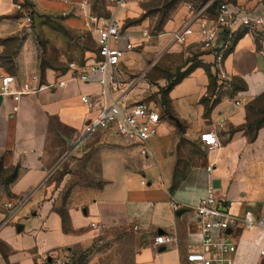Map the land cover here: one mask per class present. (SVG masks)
<instances>
[{"label": "crops", "instance_id": "crops-1", "mask_svg": "<svg viewBox=\"0 0 264 264\" xmlns=\"http://www.w3.org/2000/svg\"><path fill=\"white\" fill-rule=\"evenodd\" d=\"M194 3L176 4V25L153 36L135 26L126 29L127 9L120 12L122 67L145 90H153L150 82L167 79L152 71L155 60L149 65L151 73L145 68L137 46L155 39L160 52L176 48L175 35L193 19ZM227 3L243 16L264 19V0ZM29 11L26 0H0V264L60 263L67 250L88 244V233L101 226L125 231L139 244L133 264H187L189 253L202 250L194 209L210 189L241 220L230 232L238 246L234 264H264V229L242 221L247 211L264 217V124L255 138L249 128L252 105L264 94V62L247 30L234 34L218 68L199 38L188 39V53H197V59L178 62L181 79L166 89L168 112L162 109L159 134L144 157L137 145L112 129L99 130L79 145L99 111L89 110L81 98L99 94L97 82H68L19 101L1 94V76L17 77L19 86L32 75L43 84L54 83L70 63L93 62L94 54H84L72 37L78 28L67 34ZM54 50L63 59H54ZM219 69L226 81H219ZM135 91L130 94L135 102H160V92L153 93L156 99L138 101L141 94ZM211 131L222 144L219 150H208L201 140ZM94 162L99 181L64 172L82 164L90 170ZM66 187L69 195L60 201ZM9 203L16 208H8ZM160 235L164 245L155 243Z\"/></svg>", "mask_w": 264, "mask_h": 264}, {"label": "built area", "instance_id": "built-area-1", "mask_svg": "<svg viewBox=\"0 0 264 264\" xmlns=\"http://www.w3.org/2000/svg\"><path fill=\"white\" fill-rule=\"evenodd\" d=\"M214 1L208 0L198 10L192 6L193 19L175 35V41L185 45L190 37L199 38L203 51L213 56L214 65L218 68L224 62V53L229 49L234 34L244 28L247 30L245 35L253 38L255 51L264 62V19L243 16L231 4H222L213 15L209 9ZM129 2L130 0H109L110 16L96 29V50L93 52L92 63H70L68 70L60 73L54 83L43 84L39 76L32 75L19 86L17 77L1 76V94L19 101L44 89L64 88L68 82H97L101 85V92L95 96H83L81 100L89 110L99 108V111L96 118L86 126L78 143H84L98 130L112 129L117 136L137 145L142 156H148L150 141L159 134L163 106L155 100L135 102L130 98L139 80L128 77L122 67L124 51L119 47L123 37V24L119 14ZM26 22L30 24L32 19L28 17ZM195 25L198 30L194 29ZM128 46L130 47V43ZM218 78L219 81L227 80L222 69L218 71ZM201 140L210 151L222 147L214 131L203 133ZM8 208L15 209L16 206L9 203ZM173 208L177 211L178 205L174 204ZM194 211L202 228V250L189 253L186 256L187 264H234L232 257L238 246L228 231L237 227L241 220L233 216L228 206L215 197L212 189ZM242 221L249 227L264 229V217H257L252 211H247ZM155 243L164 245L165 237L157 236Z\"/></svg>", "mask_w": 264, "mask_h": 264}, {"label": "rangeland", "instance_id": "rangeland-1", "mask_svg": "<svg viewBox=\"0 0 264 264\" xmlns=\"http://www.w3.org/2000/svg\"><path fill=\"white\" fill-rule=\"evenodd\" d=\"M72 1V2H71ZM231 0H222L223 3ZM65 3V4H62ZM30 7L29 14L34 17L37 15L40 18H45L44 21L50 23L55 28H61L67 34L71 33L70 29L78 28L79 32L74 39L78 41L84 54H91L96 50V29L99 24L109 18V0H26ZM71 3V4H70ZM69 4V5H66ZM195 6V5H194ZM177 7L172 0H130L126 6L127 14L123 18L124 27L126 29L135 26L139 32L148 31L150 36L164 32L166 26H174L177 23L176 12ZM127 15H130L128 18ZM179 44V43H178ZM155 39H149L146 42L140 43L135 52L139 58L145 62V68H148L150 63L155 60L152 71L159 72V77H164L167 80L160 82H150V89L145 90L140 82L136 86V93L141 94V97L136 100L156 99L153 93L165 91L170 87L172 82L179 80L181 73L175 68L181 62L197 59V53L188 51L185 45L179 44L176 48L169 52H160L156 46ZM50 55L57 60L63 59L62 54L57 51H51ZM179 62V64H178ZM151 68L149 67L148 70ZM149 76V75H148ZM171 79V81H169ZM155 87V88H154ZM142 93V91H144ZM154 91V92H153ZM252 121L255 123L264 122V94L252 105ZM99 131V130H98ZM97 131V132H98ZM87 170V166H70L64 169L65 173H78L80 177H98V165L96 162ZM59 178V177H57ZM69 195L68 188L62 189L59 194L60 201H64ZM125 231L112 227L101 226L93 228L88 233L90 239L86 245L77 244L72 249L67 250L60 263L49 264H133L134 255L138 250L139 244L132 241Z\"/></svg>", "mask_w": 264, "mask_h": 264}, {"label": "trees", "instance_id": "trees-1", "mask_svg": "<svg viewBox=\"0 0 264 264\" xmlns=\"http://www.w3.org/2000/svg\"><path fill=\"white\" fill-rule=\"evenodd\" d=\"M175 4H178L179 2H181V1H183V0H172ZM186 1H189V0H186ZM196 1V3H194V5H195V8L198 10V9H200L208 0H195ZM222 4H228L227 2L226 3H223L222 2V0H215L213 3H212V5H211V7H210V9H209V12L210 13H212L213 15L216 13V10L222 5ZM63 71V73L64 72H66V69H64V70H62ZM182 76V75H181ZM181 76H180V78H179V80L181 79ZM179 80H176L175 82H172L171 83V85L170 86H173L174 84H176V82H178ZM169 81H171V79L169 80ZM215 83H214V88L216 89L217 87H218V79H214L213 80ZM160 95H161V99H160V103H161V105L163 106V108H165L166 109V101H165V95H166V90L165 91H163V90H161L160 91ZM166 112H168V110L166 109ZM255 123L252 121V119H251V121H250V124H249V128H250V132H251V136H252V138H255V131L258 129V128H260L263 124H264V122H259V123H257L256 124V127H254L253 125H254ZM178 182L179 181H177L176 183H175V185H174V188L177 186V184H178ZM64 226H65V228L67 229V219L66 218H64Z\"/></svg>", "mask_w": 264, "mask_h": 264}, {"label": "water", "instance_id": "water-1", "mask_svg": "<svg viewBox=\"0 0 264 264\" xmlns=\"http://www.w3.org/2000/svg\"><path fill=\"white\" fill-rule=\"evenodd\" d=\"M80 144H81V143H79V145H80ZM230 232H231V231H228L229 234H230Z\"/></svg>", "mask_w": 264, "mask_h": 264}]
</instances>
